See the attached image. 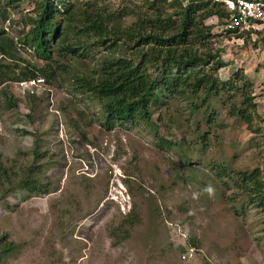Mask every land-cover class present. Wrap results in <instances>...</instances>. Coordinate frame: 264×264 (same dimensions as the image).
<instances>
[{"label": "rangeland", "instance_id": "374dc122", "mask_svg": "<svg viewBox=\"0 0 264 264\" xmlns=\"http://www.w3.org/2000/svg\"><path fill=\"white\" fill-rule=\"evenodd\" d=\"M150 1L70 3L125 12L120 25L130 28ZM169 6L170 14L180 11ZM30 8L25 3L8 12L16 23L2 24L9 36L21 35L19 11L29 16ZM63 39L81 57L54 53L51 83L17 73L47 63L23 48L17 71L0 74V164L9 175L0 180V238L14 246L0 264H264V213L211 170L257 169L264 181V26L247 42L216 26L204 45L194 46L198 53L218 52L224 62L218 80L237 81V87L227 86L204 103L202 95L173 97L160 88L150 101V123L116 121L110 128L76 79L95 76L105 59L135 63L134 53L146 48L122 41L99 45L74 31ZM147 72L156 77L149 66ZM2 91L17 107L6 108ZM243 94L253 105L250 129L228 114ZM26 175L37 181L36 191L20 183ZM129 216L137 220L132 226L124 224Z\"/></svg>", "mask_w": 264, "mask_h": 264}, {"label": "trees", "instance_id": "16d2710c", "mask_svg": "<svg viewBox=\"0 0 264 264\" xmlns=\"http://www.w3.org/2000/svg\"><path fill=\"white\" fill-rule=\"evenodd\" d=\"M25 3H31L27 11L30 15L22 16L19 11L18 21L22 33L18 38L11 37L2 24L7 22L12 28L16 23L13 24L8 18V12L18 11ZM165 4L170 5V8L178 6L180 11L170 14ZM232 14L234 12L222 0H151L134 26L122 28L121 19L125 17V12L111 14L94 4L87 3L84 7L76 8L70 0H0V74L3 71H17V62L21 60L18 49L23 48L47 63L40 68L25 65V71L18 70L17 73L24 80L35 81L42 77L47 84L51 83L56 78L52 67L54 53L62 58L69 55L73 59L81 57L77 47L65 44L63 39L73 31L80 36L97 38L99 45L111 43L114 46L122 41L126 45L132 43L135 47L144 46L145 51L144 48L139 51L136 49L134 54L138 57L135 63L126 58L105 59L95 76L78 77L76 82L80 93L90 95L99 103L106 128L116 121L133 126L148 124L152 117L150 101L160 88L173 97L179 95L198 99L202 95L204 103L209 98L219 96L227 86L237 87V81L223 83L218 80L216 72L224 65L218 52L213 56L209 52L198 53L194 49L200 41L199 45H204L203 41L210 38V30L214 27L223 30ZM210 19H214L216 24L206 26L205 21ZM223 31L237 34L238 38L245 37L246 42L255 33L253 30L241 33L237 30ZM148 66L157 72L155 78H151L147 72ZM208 67L212 72L206 71ZM246 85L240 89L243 91ZM1 95L7 109L17 107L16 100L11 96L4 91ZM251 108V101L245 97L238 105H232L228 114L249 128ZM160 143L174 146L163 140ZM211 170L214 173L216 171L221 179L226 178L236 195L247 200V205L264 213V181L259 170L235 172L225 165L212 166ZM28 177H23L20 183L34 192L38 189L37 181L29 180ZM1 178L9 179V175L0 164ZM135 221V217L129 216L124 224L132 226ZM4 238H0V257L14 249ZM123 239L124 236H121L120 240Z\"/></svg>", "mask_w": 264, "mask_h": 264}, {"label": "built area", "instance_id": "2783aa9c", "mask_svg": "<svg viewBox=\"0 0 264 264\" xmlns=\"http://www.w3.org/2000/svg\"><path fill=\"white\" fill-rule=\"evenodd\" d=\"M187 1V0H186ZM234 12L230 15L223 30L239 33L258 30L264 26V0H222ZM190 256V255H189ZM183 255L182 259H186Z\"/></svg>", "mask_w": 264, "mask_h": 264}]
</instances>
